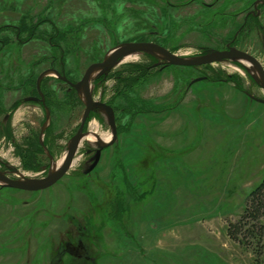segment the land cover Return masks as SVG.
Masks as SVG:
<instances>
[{"label":"rangeland","instance_id":"rangeland-1","mask_svg":"<svg viewBox=\"0 0 264 264\" xmlns=\"http://www.w3.org/2000/svg\"><path fill=\"white\" fill-rule=\"evenodd\" d=\"M252 1L0 0V161L41 178L82 127L83 102L55 75L41 81L45 103L27 99L43 72L78 83L130 42L182 57L224 49ZM238 46L264 67L255 33ZM157 62L133 55L93 82V100L114 110L117 138L110 144L105 114H90L85 138L110 144L91 173L96 138L81 142L49 189L0 186V264L254 263L227 225L264 181V90L245 62ZM79 241L84 260L64 250Z\"/></svg>","mask_w":264,"mask_h":264},{"label":"water","instance_id":"water-1","mask_svg":"<svg viewBox=\"0 0 264 264\" xmlns=\"http://www.w3.org/2000/svg\"><path fill=\"white\" fill-rule=\"evenodd\" d=\"M140 54H147L157 59L158 62L155 66L164 65L177 67H200L226 61L241 64L245 62L250 65L249 67L243 65L246 71L249 73H251V71L253 72V79L264 90V70L261 64L248 54L238 51L234 48L230 49L229 51H213L211 53L196 55L193 57H182L154 43L130 42L121 44L111 50L105 56L104 60L100 64L89 70L84 78L78 83L69 82L64 76L60 75V73L55 70H47L43 72V74H41V76L38 78V89L40 90V84L43 78L49 75H55L59 80L64 81L70 86V88L74 89L78 95V98L83 102L85 106V115L82 121V127L77 132V134L73 136L69 141L66 155L60 166L57 167V163L55 164L52 162L47 174L41 178L27 177L23 173L16 170L14 173L18 175V178L11 179L5 173L0 172V186L3 188L37 192L49 189L50 187L55 185L69 172V170L73 166L75 156L78 152L81 142L86 136V134L82 132L83 125L85 124V121L89 119L91 113L98 112L105 114L113 134V141H111L110 144H113L117 138L114 110L105 103L93 100L91 95V86L93 85V82L98 78L108 75L123 59ZM196 81L201 80L198 79ZM43 103H45L44 100ZM46 111L48 114V121L49 112L47 109ZM46 126L47 122L44 124L41 130V137L43 136V132ZM95 138L97 141L96 146L98 150L94 158V163L89 171H92L96 167L100 160L101 152L110 145L103 142V140H101V138H99L97 135H95Z\"/></svg>","mask_w":264,"mask_h":264},{"label":"flooded vegetation","instance_id":"flooded-vegetation-1","mask_svg":"<svg viewBox=\"0 0 264 264\" xmlns=\"http://www.w3.org/2000/svg\"><path fill=\"white\" fill-rule=\"evenodd\" d=\"M205 6L209 7V8H213L216 7V2L212 3V4H205ZM245 33L247 35L248 34H253L255 33L257 37L260 38V41H263V47H264V0H253L251 2V4L247 7V10L245 11V13L242 16V22L240 23V25L235 29L232 38L230 39L229 42H227L225 44V48L224 49H211V50H203V52L199 55H203V54H207V53H211L213 51H219V52H223V51H229L230 49L234 48L237 49L238 51H241L243 53L248 54L249 56H251L252 58L257 59V56L254 55L251 52H248L244 49H242L240 46H238L239 44V39L242 38V34ZM207 51V52H206ZM226 62H230V61H226ZM259 62V61H258ZM260 63V62H259ZM261 64V63H260ZM263 70L264 67L261 64ZM243 69L245 70L244 66H242ZM103 77V76H102ZM252 82L258 86L259 88H261L258 83L252 79ZM67 84V83H66ZM68 85V84H67ZM69 86V85H68ZM70 87V86H69ZM72 89V88H71ZM262 89V88H261ZM74 90V89H73ZM27 99H29V101H35V102H41L43 104V100L44 102H46V98L45 95L40 87V90L38 89V87L36 86V95H31L29 96ZM11 116L6 114L4 115L3 118V122H5L4 125H6L7 123L11 124ZM91 119V115L89 117V119H87V121H85V124H87ZM84 124V125H85ZM83 125V126H84ZM83 132V131H82ZM84 134L86 132H83ZM2 134H4L5 136L7 135V133L2 132ZM85 139V138H84ZM83 139V140H84ZM97 152V151H96ZM96 152H94L93 154L90 153L89 155L92 156L94 155V158L96 156ZM103 152V151H102ZM101 152V153H102ZM101 157V156H100ZM94 158H93V163H94ZM93 165V164H92ZM6 164H3V162L0 161V172L5 173L9 178L10 177H17L18 175H16L14 172L17 170H12L11 172H9V170L6 168ZM50 168V165L47 168L46 174L48 172ZM91 168V167H90ZM19 171V170H17ZM93 171V170H92ZM92 171H89L90 173ZM20 172V171H19ZM14 173V174H13ZM45 174V175H46ZM44 175V176H45ZM43 176V177H44ZM15 179V178H14ZM113 217V216H112ZM66 252H68L70 255H80L81 259L84 260V256L87 257L86 254H82V250H86L85 248H83V245L81 243V241L78 242V245H75L71 242H66L65 243V249Z\"/></svg>","mask_w":264,"mask_h":264},{"label":"trees","instance_id":"trees-1","mask_svg":"<svg viewBox=\"0 0 264 264\" xmlns=\"http://www.w3.org/2000/svg\"><path fill=\"white\" fill-rule=\"evenodd\" d=\"M227 237L253 250V264H264V181L250 194L239 219L227 225Z\"/></svg>","mask_w":264,"mask_h":264},{"label":"bare ground","instance_id":"bare-ground-1","mask_svg":"<svg viewBox=\"0 0 264 264\" xmlns=\"http://www.w3.org/2000/svg\"><path fill=\"white\" fill-rule=\"evenodd\" d=\"M128 58H129V57H128ZM94 128H95V127H94ZM94 139H95V138H94L93 136L87 137V139L85 138V140H87L88 142H95ZM104 139L106 140V138H104ZM104 139H103V140H104ZM101 140H102V139H101ZM105 140H104V142H105ZM106 141H107V140H106ZM64 157H65V156H64ZM64 157H63V159H64ZM63 159H62L60 162L57 163V167L60 166V164H61V162L63 161ZM74 163H75V161H74ZM74 163H73V164H74ZM26 176L29 177L28 175H26Z\"/></svg>","mask_w":264,"mask_h":264}]
</instances>
